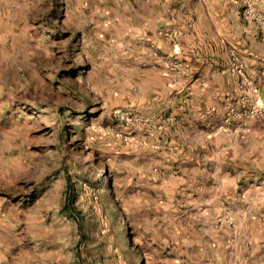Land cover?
<instances>
[{
    "label": "rangeland",
    "instance_id": "1",
    "mask_svg": "<svg viewBox=\"0 0 264 264\" xmlns=\"http://www.w3.org/2000/svg\"><path fill=\"white\" fill-rule=\"evenodd\" d=\"M132 1L0 0V264H264V0Z\"/></svg>",
    "mask_w": 264,
    "mask_h": 264
},
{
    "label": "crops",
    "instance_id": "2",
    "mask_svg": "<svg viewBox=\"0 0 264 264\" xmlns=\"http://www.w3.org/2000/svg\"><path fill=\"white\" fill-rule=\"evenodd\" d=\"M140 14H156V26L172 31L175 37L174 47L184 51L193 49L190 44L206 32L208 28L220 32L231 24L238 14H228V5L236 11L232 0L224 4L221 0H133ZM226 2V1H225ZM136 9L135 6H133ZM229 12V11H228ZM212 29V30H211ZM206 32V34H207Z\"/></svg>",
    "mask_w": 264,
    "mask_h": 264
},
{
    "label": "bare ground",
    "instance_id": "3",
    "mask_svg": "<svg viewBox=\"0 0 264 264\" xmlns=\"http://www.w3.org/2000/svg\"><path fill=\"white\" fill-rule=\"evenodd\" d=\"M120 234H122V232H120Z\"/></svg>",
    "mask_w": 264,
    "mask_h": 264
}]
</instances>
